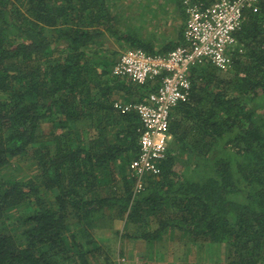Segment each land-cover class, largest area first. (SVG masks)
Instances as JSON below:
<instances>
[{
	"label": "trees",
	"instance_id": "trees-1",
	"mask_svg": "<svg viewBox=\"0 0 264 264\" xmlns=\"http://www.w3.org/2000/svg\"><path fill=\"white\" fill-rule=\"evenodd\" d=\"M112 4L0 0V264H117L96 239L101 217L123 220L121 238L177 229L224 243L225 264H264V0L246 11L228 68L191 67L167 155L137 193L126 168L139 118L113 101L118 90L143 100L159 78L114 75L102 47L112 36L155 54L179 41L155 50L122 30ZM21 161L27 178L8 173Z\"/></svg>",
	"mask_w": 264,
	"mask_h": 264
},
{
	"label": "built area",
	"instance_id": "built-area-1",
	"mask_svg": "<svg viewBox=\"0 0 264 264\" xmlns=\"http://www.w3.org/2000/svg\"><path fill=\"white\" fill-rule=\"evenodd\" d=\"M259 0H214L209 4L183 0L182 40L166 53L150 54L139 47L119 52L112 73L142 84L159 78L154 90L143 100L115 99L113 107L122 113L135 112L139 118L138 154L128 165L135 178L134 193L140 191L144 175L157 173L167 155L171 133L170 113L189 98L190 69L210 63L226 69L237 46L236 31L246 11L257 9ZM124 264V258L118 259Z\"/></svg>",
	"mask_w": 264,
	"mask_h": 264
},
{
	"label": "rangeland",
	"instance_id": "rangeland-1",
	"mask_svg": "<svg viewBox=\"0 0 264 264\" xmlns=\"http://www.w3.org/2000/svg\"><path fill=\"white\" fill-rule=\"evenodd\" d=\"M112 7L114 8L113 11H115L121 19L122 30L139 36L151 43L157 42V44H161L170 41L172 36L175 35L176 31L181 27V13L176 0H113ZM124 44H126V42L118 41L111 36L106 45L102 47V51H104L105 54H110L112 51L115 52V58ZM51 128V123L44 122L40 129L41 132L48 133ZM19 164L20 167L16 169L14 162L12 166H10V171H8V173H14L24 178L30 176L32 172L31 163L29 161H21ZM126 170L128 172V167ZM24 212H26V210H24L23 213ZM107 218L108 217H101L98 220L94 233L98 243L107 250L111 258L118 263V259L123 257L118 253L120 248H122V238L119 234L121 230H123L124 222L121 219H114L112 222ZM10 221L11 219H9V222ZM110 224H112V226H110ZM131 227L132 225L129 226V228ZM208 245V248L204 246L201 248V251L198 250L197 260H204V262L208 264L212 251L217 264H225L227 254L226 245L218 242H210Z\"/></svg>",
	"mask_w": 264,
	"mask_h": 264
},
{
	"label": "crops",
	"instance_id": "crops-1",
	"mask_svg": "<svg viewBox=\"0 0 264 264\" xmlns=\"http://www.w3.org/2000/svg\"><path fill=\"white\" fill-rule=\"evenodd\" d=\"M180 19L181 27L176 31L175 35L172 36L170 41L181 42L182 40L184 15L181 14ZM167 42L161 44L154 42L152 44L155 50H159L161 49V46ZM127 47L128 45L124 44L123 47L120 48V51ZM115 97L123 100H131L134 98L131 93H126L124 90H118V96L116 95ZM150 226L154 227L155 223L152 221ZM133 228L131 227L130 229ZM133 232L134 231H132V233ZM208 244H210V242L191 240L179 230L173 229L166 230L158 238L151 240H146L140 237L123 236L122 248H120L118 254L123 256L124 264H207L204 260L198 261L197 257L198 250L201 251V248L204 246L208 248ZM215 263L217 264L216 258L213 257V252L211 251L208 264Z\"/></svg>",
	"mask_w": 264,
	"mask_h": 264
}]
</instances>
